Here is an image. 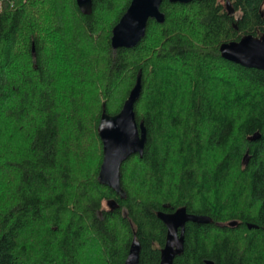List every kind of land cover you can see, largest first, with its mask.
Here are the masks:
<instances>
[{
	"label": "trees",
	"instance_id": "16d2710c",
	"mask_svg": "<svg viewBox=\"0 0 264 264\" xmlns=\"http://www.w3.org/2000/svg\"><path fill=\"white\" fill-rule=\"evenodd\" d=\"M131 1L0 0V264H125L134 237L160 264L157 213L180 207L213 221L187 223L174 264H264V71L220 51L264 35V0H164L165 22L114 50ZM140 72L147 142L122 165L124 199L99 181L98 128Z\"/></svg>",
	"mask_w": 264,
	"mask_h": 264
},
{
	"label": "water",
	"instance_id": "95a60500",
	"mask_svg": "<svg viewBox=\"0 0 264 264\" xmlns=\"http://www.w3.org/2000/svg\"><path fill=\"white\" fill-rule=\"evenodd\" d=\"M172 3H189L194 0H170ZM164 0H132L125 14L113 29L112 47H136L146 35L147 26L151 19L158 23L165 22V14L161 7ZM83 14L93 12V0H77ZM34 55L35 48H33ZM220 51L228 61L247 68L264 71V35L248 34L238 41L223 43ZM142 93V73L132 88L122 110L116 115H110L104 109L99 124V135L103 142V163L99 172V181L114 189L121 198L127 194L122 186V165L134 154L143 155L147 142V127L144 121L137 120L135 105ZM259 134L251 139H257ZM112 207L116 205L111 202ZM158 217L167 227L165 246L161 250L160 264H174V260L181 255L185 248V231L188 222L211 223L213 219L207 215L189 213L186 207H180L174 212L158 211ZM235 227L238 221L218 223ZM252 227V225H249ZM142 245L134 237L125 264H141ZM208 264L213 261L208 260Z\"/></svg>",
	"mask_w": 264,
	"mask_h": 264
},
{
	"label": "rangeland",
	"instance_id": "374dc122",
	"mask_svg": "<svg viewBox=\"0 0 264 264\" xmlns=\"http://www.w3.org/2000/svg\"><path fill=\"white\" fill-rule=\"evenodd\" d=\"M0 9H1V5H0ZM56 42V41H55ZM217 79H222V78H224L223 80H225V81H227L228 79H230L231 81H232V88L233 89H238V88H240V91L242 90V89H244L246 86H244L243 84H240L239 83V81H238V77H236L233 73H231V72H226L225 70H222V71H219V72H217L215 75H214ZM219 81V80H218ZM213 86L215 87V85L213 84ZM212 86V87H213ZM216 88V87H215ZM214 93H215V95H217L218 94V91H213ZM240 178H241V176L239 177H235L234 178V181L235 180H237V181H239L240 182ZM233 179V178H232ZM241 183V182H240ZM232 187H235V186H230V188H232ZM237 188H239V185H236V189ZM110 202L109 201H106L105 202V207H108V206H110Z\"/></svg>",
	"mask_w": 264,
	"mask_h": 264
}]
</instances>
